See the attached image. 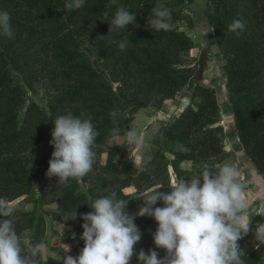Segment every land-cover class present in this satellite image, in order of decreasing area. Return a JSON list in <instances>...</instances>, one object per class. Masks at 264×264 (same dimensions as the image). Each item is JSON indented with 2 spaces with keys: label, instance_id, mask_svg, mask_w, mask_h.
Instances as JSON below:
<instances>
[{
  "label": "trees",
  "instance_id": "trees-1",
  "mask_svg": "<svg viewBox=\"0 0 264 264\" xmlns=\"http://www.w3.org/2000/svg\"><path fill=\"white\" fill-rule=\"evenodd\" d=\"M182 1L85 0L82 7L63 11L66 0H0V11L10 14L14 32L12 38L0 32V198L37 200L32 181L37 176L49 178L48 161L54 151L49 142L59 115L91 118L99 132L92 170L82 182L61 185L51 177L54 183L45 184L38 198L40 205L56 204L46 214L51 223H64V229L60 233L52 229L51 235H59L62 243L76 241L71 256H78L84 246L81 216L93 210L92 200L114 192L117 198L129 200L127 211L133 214L143 195L155 189L169 191V168L176 179H191L206 168L215 172V165L223 163L225 132L216 90L200 83L193 85L182 111L145 142L142 169L127 154L126 145L109 144L128 130L132 120L126 115L128 109H159L165 99L179 97L191 77L182 55L191 48L192 39L173 25L177 20L190 22ZM157 3L171 10L170 31H155L147 24ZM120 4L136 14L135 25L108 32L109 23L100 17L107 12L111 18ZM203 13L209 27L215 28L212 36L224 59L237 138L264 181V0H205ZM238 18L246 21L239 37L228 30ZM121 42H127L124 50ZM36 80L43 86L45 105L27 96ZM128 186L136 188L135 195L123 192ZM43 215L16 205L12 219L17 234L30 231L28 243L21 241L25 248L41 241L48 245ZM260 221L258 215L252 217L253 229ZM134 223L142 233L136 253L151 249L164 257L165 250L154 245V218L137 216ZM251 239L250 232L238 242L245 251L242 259L245 264H264V245L256 249L249 245ZM50 250L63 258L67 255L61 246ZM131 261L140 264L136 255ZM47 264H63V259L48 255Z\"/></svg>",
  "mask_w": 264,
  "mask_h": 264
},
{
  "label": "clouds",
  "instance_id": "clouds-1",
  "mask_svg": "<svg viewBox=\"0 0 264 264\" xmlns=\"http://www.w3.org/2000/svg\"><path fill=\"white\" fill-rule=\"evenodd\" d=\"M84 3L85 0H66L62 10L78 9ZM151 11L147 24L152 30L172 29L169 8L157 3ZM100 19L109 23L110 32L135 25L136 14L120 4L114 16L110 18L103 12ZM245 29L246 21L240 18L228 26L237 37ZM0 32L8 38L14 36L7 11H0ZM119 47L124 50L127 42H121ZM98 136L91 118L82 120L71 113L59 115L51 132L49 143L54 151L46 175L57 177L61 185H67L70 180L82 182L92 170ZM126 138L138 149L146 147L143 134L135 129L129 130ZM109 144L118 146L113 140H109ZM215 169L214 172L206 168L191 179L177 178L167 192L151 191L133 214L127 211L129 200L117 198L114 192L92 200L89 205L93 210L81 216L84 223L80 239L84 246L78 256L65 255L63 264H130L134 255L140 264H245L242 259L245 251L238 242L251 232L257 241L255 248L259 249L264 245V222L257 223L253 229L249 214L252 202L247 197L239 169L229 162L216 164ZM158 201L163 206H155ZM15 212L14 202L0 198V264H47L45 242L27 248L22 245L12 219ZM255 215L264 217V206L259 207ZM137 216L152 217L156 221L153 241L156 248L165 250L164 257L160 258L158 252L151 249L147 253L143 249L136 253L135 246L142 237L134 223ZM66 246L68 253L70 248Z\"/></svg>",
  "mask_w": 264,
  "mask_h": 264
},
{
  "label": "rangeland",
  "instance_id": "rangeland-1",
  "mask_svg": "<svg viewBox=\"0 0 264 264\" xmlns=\"http://www.w3.org/2000/svg\"><path fill=\"white\" fill-rule=\"evenodd\" d=\"M182 3L186 5L184 6L183 13L185 16H189L190 22L187 21L186 23L184 20H177L173 25L177 29L183 30L192 39L191 48L182 55L183 64L191 67V77L183 87L181 95L175 99H165L159 109L154 110L136 107L128 109L126 111V115L132 116L128 130L124 136H114L112 137V140L126 145L127 154L133 159L138 168L142 169L143 166L140 161L142 154L146 151L138 149L134 144L129 143L126 138L127 132L129 130L135 129L138 133L143 134L144 143L149 142V139H151L152 135L157 130L166 125L170 120H172L173 117L177 116L179 111L181 112L184 106L189 103L190 93L195 83L214 87L216 90V98L219 106V118L225 132V156L223 158V162H229L239 169L240 179L245 185L247 197L252 202V213H250V216L253 217L256 210L259 207L264 206V181L261 182L262 180H258V174L256 173L257 170L250 165L249 160L237 138L233 123L231 106L228 101L227 90L225 88V76L223 72L224 59L219 48L217 47L215 40L213 39V33H208L211 28L209 27L206 17L203 13L205 0H183ZM84 47L91 56L94 64L98 66L90 46L85 45ZM27 96L29 99H32L41 105H45V94L40 80H36L33 83V90L29 91ZM196 100L199 99L196 98ZM25 105L26 104H24L19 113V119H21L23 116ZM104 160L105 158L103 155L102 162H104ZM168 174L171 185L176 180L175 174L170 168L168 170ZM260 177L262 176L260 175ZM53 183L54 181L49 178L37 176L32 181V189L37 200L32 203L26 202L22 197H18L13 202L20 208H25L26 210L33 209L36 214H44L43 216L46 220L45 235L47 236L48 240V255L63 259L62 256H57L53 251H51L50 247L61 246L67 253L68 249L66 245H68L70 251L67 253V255H72V247L76 241L62 243L60 241L59 235H51L52 229H56V231L59 233L62 232L64 229V223H51L50 217L46 214V211L56 208L55 203L40 205L38 201L41 191L44 189V185ZM37 188L39 192L37 191ZM123 192L133 196L136 194V188L134 186H128L123 188ZM145 196L146 195H143L142 199H144ZM155 206L163 205L162 202L158 201L157 205ZM258 216L261 217L262 221L257 223L264 222V217L260 215ZM19 236L21 241L28 243L30 239V231L25 230ZM248 243L250 246H255L257 241H255V239H251ZM130 263L138 264L134 261H130Z\"/></svg>",
  "mask_w": 264,
  "mask_h": 264
},
{
  "label": "crops",
  "instance_id": "crops-1",
  "mask_svg": "<svg viewBox=\"0 0 264 264\" xmlns=\"http://www.w3.org/2000/svg\"><path fill=\"white\" fill-rule=\"evenodd\" d=\"M248 160H249V163H250V165H251V166H253V164H252V162L250 161V159H249V158H248ZM253 167H254V166H253ZM254 168H255V167H254ZM256 173L258 174V175H257V176H258V177H257V178H258V180H259V181H261V180H262L261 182H263V179H262V177H260L259 173H258V172H256ZM263 184H264V182H263ZM250 213H252L251 209H250V211H249V214H250Z\"/></svg>",
  "mask_w": 264,
  "mask_h": 264
},
{
  "label": "water",
  "instance_id": "water-1",
  "mask_svg": "<svg viewBox=\"0 0 264 264\" xmlns=\"http://www.w3.org/2000/svg\"><path fill=\"white\" fill-rule=\"evenodd\" d=\"M180 112V111H179Z\"/></svg>",
  "mask_w": 264,
  "mask_h": 264
}]
</instances>
